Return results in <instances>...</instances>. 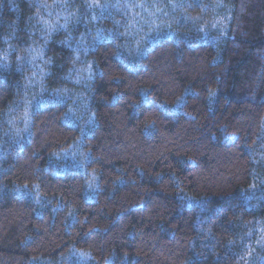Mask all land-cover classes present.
<instances>
[{
    "label": "trees",
    "instance_id": "obj_1",
    "mask_svg": "<svg viewBox=\"0 0 264 264\" xmlns=\"http://www.w3.org/2000/svg\"><path fill=\"white\" fill-rule=\"evenodd\" d=\"M0 264H264V0H0Z\"/></svg>",
    "mask_w": 264,
    "mask_h": 264
},
{
    "label": "snow or ice",
    "instance_id": "obj_2",
    "mask_svg": "<svg viewBox=\"0 0 264 264\" xmlns=\"http://www.w3.org/2000/svg\"><path fill=\"white\" fill-rule=\"evenodd\" d=\"M95 6H99V5H95V4H91V5H89V7H95ZM43 7H48V5L47 4H44L43 5ZM49 29H51V30H55L54 29V26L51 24V23H49V21H47V20H44V21H42ZM61 27H63V25H61Z\"/></svg>",
    "mask_w": 264,
    "mask_h": 264
},
{
    "label": "rangeland",
    "instance_id": "obj_3",
    "mask_svg": "<svg viewBox=\"0 0 264 264\" xmlns=\"http://www.w3.org/2000/svg\"><path fill=\"white\" fill-rule=\"evenodd\" d=\"M76 257L79 259L78 262H81V261L85 262L87 260V258H88L86 255H83L81 253H77Z\"/></svg>",
    "mask_w": 264,
    "mask_h": 264
}]
</instances>
